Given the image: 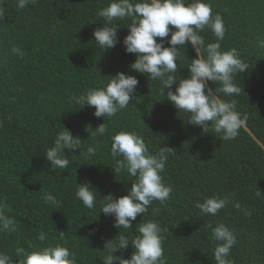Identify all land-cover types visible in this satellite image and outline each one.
I'll list each match as a JSON object with an SVG mask.
<instances>
[{"label": "trees", "instance_id": "obj_1", "mask_svg": "<svg viewBox=\"0 0 264 264\" xmlns=\"http://www.w3.org/2000/svg\"><path fill=\"white\" fill-rule=\"evenodd\" d=\"M109 2L37 0L19 9L16 0H0L4 12L0 20V207L14 221L15 229L0 232V253L19 264L23 257L14 255L17 248L32 252L59 244L75 253L76 264H102L106 242L118 233L131 240L138 234L139 223L151 219L168 229L162 233L166 264H215L216 243L208 225L218 223L236 234L229 256L234 264H264V151L244 129L236 139L224 141L215 132L204 133L188 124L189 116L160 95L159 80L150 81L147 74L130 70L135 54L126 53L122 43L130 20L108 25H119L118 42L102 51L93 32L105 24L98 11ZM205 2L213 15L223 18L226 31L221 50L236 48L249 64L234 77L241 94L220 96L237 101V110L248 116L247 128L264 146V48L257 47V38H264V0ZM201 35L206 43L216 42L210 30ZM164 46L169 45L165 42ZM14 47L24 55L13 53ZM194 58L190 45L180 49L177 82L188 78L186 67ZM117 73L131 75L139 83L128 107L111 119L96 118L94 107L79 108L70 100L104 87ZM208 84L214 93L220 87L217 82ZM102 123L108 129L103 136L93 137L86 130L95 131ZM59 126L78 137L82 145L80 153H66L67 168L52 172L44 153ZM120 131L142 136L152 154L161 147L174 150L162 173L164 183L173 188L170 198L163 204L154 201L129 230L114 228V218L99 213V199L109 194L122 197L131 187L126 175L113 172L111 138ZM96 145V155L88 157L87 148ZM85 182L97 192L95 210L75 197L76 184ZM45 193L61 201L58 209L44 202ZM212 196L227 197L230 203L216 216L201 215L195 203ZM41 232L44 241L37 239ZM133 251L129 246L113 255L127 259Z\"/></svg>", "mask_w": 264, "mask_h": 264}, {"label": "clouds", "instance_id": "obj_2", "mask_svg": "<svg viewBox=\"0 0 264 264\" xmlns=\"http://www.w3.org/2000/svg\"><path fill=\"white\" fill-rule=\"evenodd\" d=\"M36 3L37 0H16L19 9ZM98 15L104 19L105 24L94 30L93 38L102 51L114 48L118 42L119 25H108L114 20L131 21L126 26L128 34L122 41L125 52L135 54L130 70L147 74L150 81L159 80L160 95L178 112L189 116L188 124L198 126L204 133L215 132L224 141L236 139L241 130L247 127L248 116L237 110V101L222 99L220 93L225 97L239 96L242 88L234 82V77L244 73L249 64L240 58L236 48L221 50L220 42L226 31L224 21L219 14L213 15L211 5L205 0H110L107 7L98 11ZM3 18V8H0V20ZM206 30L212 32L216 42H205L201 33ZM169 35L170 39L165 41ZM165 42L168 47L164 46ZM186 44L193 48L195 58L186 67L188 78H180L177 82L178 53ZM257 47L264 48V38H257ZM11 51L24 55L18 47ZM206 82H217L220 85L218 89L215 88V95L206 89ZM138 83L131 75L117 73L109 78L104 87L89 89L78 96L73 95L70 100L79 105V108L94 107L93 115L96 118L111 119L128 107ZM173 85L176 86L175 91H172ZM59 129L52 146L44 153L52 172L67 168L70 160L66 153L73 150H79L80 153L82 145V141L73 137L68 129L60 126ZM86 130L93 137L103 136L108 131L105 123L100 124L95 131L90 128ZM111 141L110 155L115 160V169L112 170L126 175L131 181V187L126 190L127 195L122 197L114 198L109 194L103 200L99 199L102 204L99 213L113 217L114 228L129 230L132 229V221L138 215L147 213L154 201L163 204L170 198L173 188L164 183L162 173L165 171L168 155L174 150L161 147L157 153L152 154L143 137L136 132H117ZM98 148L99 145L89 146L86 155L95 156ZM256 195L262 196L260 191ZM75 197L87 209L95 210L97 192L90 183L76 184ZM43 199L54 209L61 205V201L51 193H45ZM229 203L227 197L212 196L205 198L203 202H196L194 206L201 215L216 216ZM234 206L240 208L239 203ZM156 211L153 209L152 215ZM13 224L14 221L0 207V232L14 231ZM208 227L211 230L210 238L216 243L213 250L215 264H234L229 256L237 242L235 232L223 223H218L215 227L209 224ZM136 231L138 234L131 240L128 235L118 233L113 240L106 242L102 264H166L162 233L168 229L150 219L139 223ZM37 239L44 241L46 236L41 232ZM129 246L134 249L130 258L113 255ZM14 255L23 257L19 264H76L75 253L59 244L32 252L17 248ZM12 258L0 253V264H12Z\"/></svg>", "mask_w": 264, "mask_h": 264}, {"label": "water", "instance_id": "obj_3", "mask_svg": "<svg viewBox=\"0 0 264 264\" xmlns=\"http://www.w3.org/2000/svg\"><path fill=\"white\" fill-rule=\"evenodd\" d=\"M206 89L208 91H211L213 95H215V93L211 90L208 82H206ZM244 130L250 135V137L256 141V143L262 148V150L264 151V146L256 139V137L254 136V134L246 127L244 128Z\"/></svg>", "mask_w": 264, "mask_h": 264}]
</instances>
